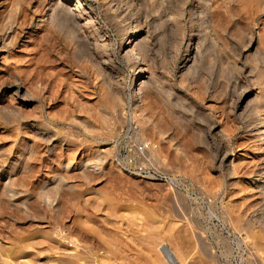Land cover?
Returning <instances> with one entry per match:
<instances>
[{
    "label": "rangeland",
    "instance_id": "1",
    "mask_svg": "<svg viewBox=\"0 0 264 264\" xmlns=\"http://www.w3.org/2000/svg\"><path fill=\"white\" fill-rule=\"evenodd\" d=\"M128 120L173 184L115 166ZM162 247L264 264V0H0V264Z\"/></svg>",
    "mask_w": 264,
    "mask_h": 264
},
{
    "label": "built area",
    "instance_id": "2",
    "mask_svg": "<svg viewBox=\"0 0 264 264\" xmlns=\"http://www.w3.org/2000/svg\"><path fill=\"white\" fill-rule=\"evenodd\" d=\"M123 138L118 141L113 153V162L122 172L145 178H157L168 184L172 179L156 168L151 156L157 150V145L143 139L139 129L128 120L123 129Z\"/></svg>",
    "mask_w": 264,
    "mask_h": 264
},
{
    "label": "bare ground",
    "instance_id": "3",
    "mask_svg": "<svg viewBox=\"0 0 264 264\" xmlns=\"http://www.w3.org/2000/svg\"><path fill=\"white\" fill-rule=\"evenodd\" d=\"M134 42H135V40H132V36H131L130 38L127 39L126 44L123 46V50L127 49L126 53H131L133 56H135V53H133ZM136 77H137V75H136ZM161 252L170 264H176V261H175L173 255L169 252V250L166 247H162Z\"/></svg>",
    "mask_w": 264,
    "mask_h": 264
}]
</instances>
